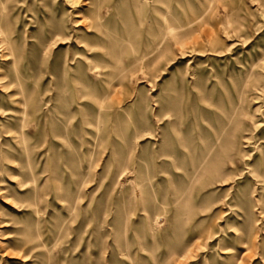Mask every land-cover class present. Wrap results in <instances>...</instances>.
<instances>
[{"label":"rangeland","instance_id":"rangeland-1","mask_svg":"<svg viewBox=\"0 0 264 264\" xmlns=\"http://www.w3.org/2000/svg\"><path fill=\"white\" fill-rule=\"evenodd\" d=\"M0 264H264V0H0Z\"/></svg>","mask_w":264,"mask_h":264}]
</instances>
